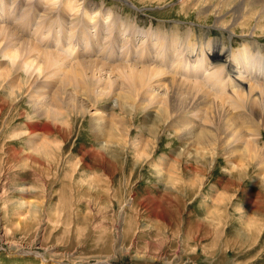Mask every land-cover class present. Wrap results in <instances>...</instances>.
Wrapping results in <instances>:
<instances>
[{"label":"rangeland","instance_id":"rangeland-1","mask_svg":"<svg viewBox=\"0 0 264 264\" xmlns=\"http://www.w3.org/2000/svg\"><path fill=\"white\" fill-rule=\"evenodd\" d=\"M39 1L0 0V264H264V110L169 82L205 64L227 97V32L264 74L258 19L238 0ZM25 42L64 68L12 62Z\"/></svg>","mask_w":264,"mask_h":264},{"label":"bare ground","instance_id":"bare-ground-1","mask_svg":"<svg viewBox=\"0 0 264 264\" xmlns=\"http://www.w3.org/2000/svg\"><path fill=\"white\" fill-rule=\"evenodd\" d=\"M45 0H40L39 4L41 6H43V3H44ZM49 2V0H47ZM51 1V0H50ZM237 1V0H236ZM238 3L240 5V9L244 14L245 12L248 14V15H253L256 17V19H258L257 23H256V26L255 28H264V0H238ZM238 5V4H237ZM217 7V6H216ZM252 8V10H250V8ZM54 8V7H53ZM51 9V8H50ZM218 9V8H217ZM254 10V11H253ZM50 12V11H49ZM52 13V12H51ZM238 13V12H237ZM222 14V13H221ZM217 18V17H216ZM236 18V17H235ZM245 18V17H244ZM241 19V18H240ZM254 19V18H252ZM245 20V19H244ZM248 20V19H247ZM224 24V23H223ZM240 24V23H239ZM250 24V22H249ZM243 26V25H242ZM247 26V25H246ZM2 27V30L4 29L5 30V26H1ZM0 27V28H1ZM245 28V27H244ZM248 28V27H247ZM4 30L2 32H4ZM7 30V29H6ZM5 30V31H6ZM10 30V29H9ZM1 31V30H0ZM264 31V30H263ZM1 33V32H0ZM5 33V32H4ZM3 34V33H2ZM13 35V34H12ZM10 36V35H9ZM11 37V36H10ZM9 38V37H8ZM7 39V38H6ZM5 39V40H6ZM17 39V38H14V40ZM23 39V38H22ZM21 39V40H22ZM4 40V38H3ZM18 40V39H17ZM1 41V39H0ZM13 41V40H12ZM26 41V40H25ZM17 42H20L19 40ZM27 42H25L26 44ZM32 43V42H31ZM13 44V43H12ZM17 45V43H15ZM9 45V44H8ZM29 43H27V46H21L23 48L22 51H20L21 49H19V51H17V49L15 51H13V53L9 54V58L13 61H16L19 57L20 58H23L27 60V58L31 59L29 60L28 62V68L30 67L31 68V65L33 64V61L34 58L32 57V53H36V52H42V55L44 57V63L47 65V67L51 66H62L63 67V64L65 62V59H63V57L60 55V54H56L54 52H50V51H42L40 49V47H35V49H30L29 51V47H28ZM31 46V45H30ZM37 46V45H36ZM6 47H7V44H6ZM19 46H17L18 48ZM33 47V46H32ZM9 48V47H8ZM31 48V47H30ZM34 48V47H33ZM14 50V49H13ZM40 50V51H39ZM219 46L216 45L213 47V49L211 50V53L212 54H215V53H218L219 52ZM10 51V50H9ZM12 51V50H11ZM10 51V52H11ZM34 53V54H35ZM210 53V54H211ZM222 52L218 53V54H221ZM37 54V53H36ZM35 54V55H36ZM40 54V53H38ZM29 56V57H28ZM139 56V55H138ZM236 56V55H234ZM234 56L231 55L230 58H227L226 61L224 62V64L226 65V67H228V70H229V82L226 81L229 83V86H231L233 84V87L232 89H230V93L229 95H227V97L224 96H219L218 94H221L224 90H223V79L221 81L220 79V76L217 75V72H212L209 74L208 76V80H199L200 77H195L196 79L195 80H192V78H190V81H185V80H182L181 81H178L176 79H174L172 81L169 80V82L171 81V85H172V90H178L179 88H185V89H188V91L190 92V94L192 95V90H195L197 89L198 90V93L197 94H200L201 95V98L202 100L204 99L205 102H208L209 103V107L211 108V110H213L214 108H218V107H222L223 109H225L226 107H233L234 106V109L236 107H244L246 109H248L249 111H252V106H254L253 109H255L258 105L257 108H259L260 110H264V74H260L258 75L255 71H253L251 69L252 67V64L249 63V65L247 63H244L242 60V63L243 64V67L245 70H247L246 72H244V69L243 71L238 67V65L236 64L237 61L235 62L234 60ZM242 56H244V54H242ZM36 57V56H35ZM32 58H33V61H32ZM16 59V60H15ZM215 59V58H214ZM25 60V64L27 63ZM37 61V60H36ZM67 62V61H66ZM215 62H216V59H215ZM15 63V62H14ZM16 64V63H15ZM67 64V63H66ZM45 65V66H46ZM102 66V64H101ZM198 66V65H197ZM246 66V67H245ZM58 67V68H60ZM105 67V66H104ZM206 67L207 65L205 64H199V66L196 68L195 70V75H198L197 74V71L200 72L201 74L203 72L206 71ZM222 67L221 70L224 69V66H220ZM64 68V67H63ZM135 68V67H133ZM132 68V69H133ZM185 68V67H184ZM219 68V67H218ZM263 68V67H262ZM136 69V68H135ZM159 69V68H158ZM158 69H154V68H143L139 73L140 75L142 76H146V74H150V77L151 78H154L155 77H164V73L163 71H160ZM61 70V69H59ZM187 70V69H186ZM211 70V69H210ZM220 70V69H219ZM217 70V71H219ZM250 70V71H249ZM62 71V70H61ZM215 71V70H214ZM38 72H42V68L41 66L38 68ZM226 72V70H225ZM133 73H135L133 71ZM168 73V72H167ZM231 73L233 75H231ZM256 73V74H255ZM184 74V73H183ZM249 74V76L247 75ZM168 76V74H166ZM194 75V74H193ZM226 75V73H225ZM227 76V75H226ZM171 77H173L171 75ZM138 78V76L136 77ZM149 78V77H148ZM165 80V78H163ZM162 79V80H163ZM168 79V78H167ZM256 79V80H255ZM138 80V79H137ZM168 81V80H167ZM211 82V83H209ZM159 83H160V80H159ZM139 84L142 86V82L140 81ZM159 85H162V84H159ZM169 85V84H168ZM224 85H227L226 83H224ZM196 90V91H197ZM214 91V92H212ZM217 91V92H216ZM216 92V93H215ZM195 93V92H194ZM218 93V94H217ZM194 95V94H193ZM197 100V99H195ZM201 100V101H202ZM194 101V100H193ZM220 105H219V104ZM197 105V104H196ZM206 105V104H205ZM219 105V106H218ZM236 105V107H235ZM214 107V108H212ZM238 108H236L238 110ZM221 109V110H223ZM209 110V109H208ZM227 110V108L225 109ZM220 111V109H216L215 112H218ZM238 112H241V111H238ZM263 112V111H262ZM221 113V112H220ZM224 113V112H223ZM225 114V113H224ZM223 114V116H224ZM227 114V113H226ZM254 114V113H253ZM256 114V113H255ZM222 115V114H221ZM222 116V117H223ZM226 117V116H225ZM249 117V116H248ZM249 121V120H248ZM196 128H193V127H190L189 125L187 126L186 128V131L189 132V136L191 134H193L196 130ZM235 130V129H233ZM238 132V131H237ZM205 133V132H204ZM207 134V133H206ZM194 136V135H193ZM196 137V135H195ZM37 138V136H36ZM191 138V137H190ZM242 142V141H241ZM250 145V144H249ZM252 147V146H251ZM38 148V147H37ZM36 148V149H37ZM42 148H44V146H42ZM254 148V147H253ZM40 149V148H39ZM258 149V148H257ZM253 152V151H252ZM16 207L18 209H20L21 211L26 209L28 211V213L32 214L31 216H34L35 214V211L37 210L36 209V205L32 204V203H29V202H21V203H16ZM25 211V210H24ZM33 218V217H32ZM52 257V256H51ZM109 264V263H108Z\"/></svg>","mask_w":264,"mask_h":264}]
</instances>
